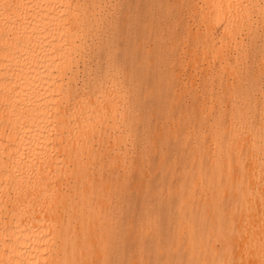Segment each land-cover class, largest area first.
<instances>
[{"label": "bare ground", "instance_id": "6f19581e", "mask_svg": "<svg viewBox=\"0 0 264 264\" xmlns=\"http://www.w3.org/2000/svg\"><path fill=\"white\" fill-rule=\"evenodd\" d=\"M0 264H264V0H0Z\"/></svg>", "mask_w": 264, "mask_h": 264}]
</instances>
